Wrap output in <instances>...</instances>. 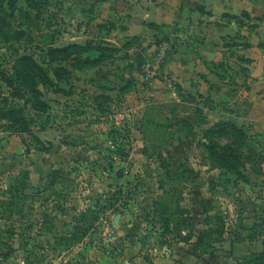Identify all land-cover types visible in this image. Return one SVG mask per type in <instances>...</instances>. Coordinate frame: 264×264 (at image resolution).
<instances>
[{
    "label": "rangeland",
    "instance_id": "rangeland-1",
    "mask_svg": "<svg viewBox=\"0 0 264 264\" xmlns=\"http://www.w3.org/2000/svg\"><path fill=\"white\" fill-rule=\"evenodd\" d=\"M128 1L7 7L0 108L34 121L31 133H15L0 120V264H264V114L245 123L250 101L264 105V0H148L173 13L151 39L177 40L191 66L201 59L199 88L177 103L137 86L94 100L97 83L109 85L104 76L124 87L115 75H136L139 43L123 32ZM24 55L56 84L37 85L42 112L26 105L32 80L14 72ZM252 66L263 77L254 87ZM47 128L42 142L37 132Z\"/></svg>",
    "mask_w": 264,
    "mask_h": 264
},
{
    "label": "crops",
    "instance_id": "crops-1",
    "mask_svg": "<svg viewBox=\"0 0 264 264\" xmlns=\"http://www.w3.org/2000/svg\"><path fill=\"white\" fill-rule=\"evenodd\" d=\"M129 2V1H128ZM220 2V1H219ZM220 4V3H218ZM129 6L131 7L130 11L128 12L130 14V18H131V22L126 23L125 28H124V35H126L129 38H132L134 40H136L139 43V47L142 46L143 43H146V41H152V37H157L161 32L160 29H163L162 25L163 23H169V19L171 17H173V13L169 12L165 13V14H159L157 13L158 8H160V6L154 4L151 1L148 0H135V1H130L129 2ZM204 10L208 11L209 10V15L211 14H215V12L213 10H211L208 6L207 3H204ZM228 14V13H225ZM225 28L220 25L216 28V30L218 32H220V34H222V31L224 32ZM148 39V40H147ZM154 40V38H153ZM177 40L175 39H171L170 43V50L168 52V57L165 59V63H164V68L166 71H168L171 75H173L175 77V80L170 84V85H165L163 83H159V85H157V90H156V94L152 95L153 97L156 98H162V100H164V102H178L179 97L181 96V94H191L192 93V89L195 90L196 87L199 88L198 83L201 81V76H200V72L202 73V69L200 66V62L201 59H199V57L195 60L196 65L191 66L189 63L188 59H184V57H182V54L177 53V48H178V41L175 44V42ZM209 42H211L210 40H208L206 42V44H208ZM216 42V41H214ZM172 45L174 46V49L176 50V53L171 51V47ZM177 46V47H176ZM205 44L204 46L202 45L199 49L200 52H203L207 55L208 58H211V60H209L210 62H214L215 61V56L217 52H206L205 51ZM250 49H255L254 47ZM142 53L144 54V56L146 57V54L144 51H142ZM136 55V54H135ZM135 55L134 57H132V59L135 60ZM213 57V58H212ZM186 58V57H185ZM245 58H247L249 61L254 62L256 58L253 57L252 54H248L245 56ZM255 58V59H254ZM187 63V64H186ZM211 64V63H210ZM187 65L189 67H187ZM258 66V65H256ZM141 68V67H140ZM140 69H138L139 71ZM257 70L256 67L252 66L250 68V78H249V82L248 84L251 85V87H254L253 85V78H260L262 76H257ZM192 76V79L189 78V87H185L184 86V82L187 81L186 78L183 79V77L185 75H187V77H189L188 75ZM139 73L135 75L136 80H138V84L137 87H140V79L138 77ZM263 78V77H262ZM261 78V79H262ZM264 80V79H262ZM135 90H133L134 92ZM138 91H140L138 89ZM201 94H204V92L201 90L199 91ZM249 91H247L246 93H248ZM206 94V93H205ZM249 94V93H248ZM253 99V98H251ZM256 102L255 105L257 104V98H255ZM254 104H252V102L250 101L249 103V110H248V114L246 115L245 119V123L246 124H252L254 121H256L259 118L258 113H260L261 115L264 114V105H262L261 108L255 106ZM130 111V110H129ZM233 122H235V124L240 125L238 123L237 120H233ZM242 124V123H241ZM51 130L52 128H47L46 130H42L37 132V136L38 138L42 141H44L45 135L46 133H48L49 130ZM16 146L17 143H16ZM33 160L31 159V162Z\"/></svg>",
    "mask_w": 264,
    "mask_h": 264
},
{
    "label": "trees",
    "instance_id": "trees-1",
    "mask_svg": "<svg viewBox=\"0 0 264 264\" xmlns=\"http://www.w3.org/2000/svg\"><path fill=\"white\" fill-rule=\"evenodd\" d=\"M15 0H0V33L5 34V28L9 24L7 19L10 17L11 14L7 13V7L12 10ZM226 16L234 17L235 15H228ZM17 33V32H16ZM155 41H162L165 40L163 38L154 39ZM166 41V40H165ZM70 47H78L76 44H72L66 47H54L52 48L53 52L57 53H64L67 49ZM144 51V50H143ZM51 62H54V60H51ZM16 66L14 68V72L18 75L25 76L27 79L32 80V83H26V88L28 89V92L30 94L31 100L26 102V105L29 104L30 107L35 112H42L46 110L47 106L46 103L40 98L41 92L37 88V85L40 84L42 86H56V84L51 80L50 76L47 75L45 72V69L38 64L34 59L31 57L24 55L23 57H20L16 61ZM90 63L91 65L96 66L97 60L91 59ZM58 71V72H57ZM129 71L139 73L138 69L135 66V60L133 59L130 64ZM60 72L59 69L56 70V72L53 73V77L56 78V80L60 79ZM115 77L118 78L119 82L124 83V87H119V84L117 81H114V79L110 78L109 75L104 76L107 81H109V85H103L102 82H98L97 86L101 87V90L95 93L94 100L98 99L100 96H109L107 95L108 91H117V92H123V93H129L130 91L134 90L138 84V80H136L135 75H128L127 77L121 75H115ZM107 98V97H106ZM3 102H6V99L2 100ZM95 103V102H94ZM100 106H103V103L96 102L95 108L98 109ZM9 112L3 113V109L0 108V120H8L11 121L10 127L13 129V132L15 133H31L30 130V123L33 122V117L28 115H24V111L22 109H13L9 108ZM158 110V107H151L150 112L155 114V112ZM156 115V114H155ZM229 126L236 130L237 132H241L238 127H236L233 123H228ZM36 140L39 141L37 137L34 136ZM258 225H254V228L256 229ZM88 230V227L84 229L82 233H86ZM11 255V251H7L6 253H2L3 257H9ZM249 263V262H248Z\"/></svg>",
    "mask_w": 264,
    "mask_h": 264
},
{
    "label": "built area",
    "instance_id": "built-area-1",
    "mask_svg": "<svg viewBox=\"0 0 264 264\" xmlns=\"http://www.w3.org/2000/svg\"><path fill=\"white\" fill-rule=\"evenodd\" d=\"M146 54V63L141 66L139 70V81L141 92L147 95H155L157 92V85L163 83L170 85L175 77L171 75L164 68L165 59L168 56L170 50V43L168 41H148L143 43L141 47H138L132 51V57L137 51H143Z\"/></svg>",
    "mask_w": 264,
    "mask_h": 264
},
{
    "label": "water",
    "instance_id": "water-1",
    "mask_svg": "<svg viewBox=\"0 0 264 264\" xmlns=\"http://www.w3.org/2000/svg\"><path fill=\"white\" fill-rule=\"evenodd\" d=\"M171 51L174 52V53H176V50L174 49V46L173 45L171 47ZM145 63H146V58H145L144 54L141 51H137L136 52V55H135V66H136V68L137 69H140V67L142 65H144ZM189 85H190L189 81H185L184 82V86L185 87L188 88Z\"/></svg>",
    "mask_w": 264,
    "mask_h": 264
}]
</instances>
